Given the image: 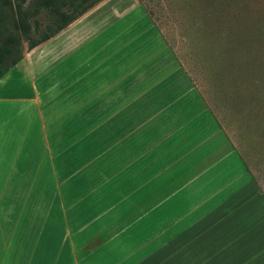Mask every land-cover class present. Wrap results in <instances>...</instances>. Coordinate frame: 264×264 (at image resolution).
Masks as SVG:
<instances>
[{
	"label": "crops",
	"instance_id": "1",
	"mask_svg": "<svg viewBox=\"0 0 264 264\" xmlns=\"http://www.w3.org/2000/svg\"><path fill=\"white\" fill-rule=\"evenodd\" d=\"M0 264H264V195L137 0L0 78Z\"/></svg>",
	"mask_w": 264,
	"mask_h": 264
},
{
	"label": "rangeland",
	"instance_id": "2",
	"mask_svg": "<svg viewBox=\"0 0 264 264\" xmlns=\"http://www.w3.org/2000/svg\"><path fill=\"white\" fill-rule=\"evenodd\" d=\"M137 1L264 195V0ZM10 2L11 8L0 4V45L9 34L15 41L8 60L59 25L28 0ZM15 5L28 14L26 34L14 27Z\"/></svg>",
	"mask_w": 264,
	"mask_h": 264
},
{
	"label": "trees",
	"instance_id": "3",
	"mask_svg": "<svg viewBox=\"0 0 264 264\" xmlns=\"http://www.w3.org/2000/svg\"><path fill=\"white\" fill-rule=\"evenodd\" d=\"M25 1L26 0H20V2L22 3ZM100 1L101 0H28V4L31 7L32 11H35L36 9L46 10L48 16L56 19L59 22V25L52 33L45 34L36 41L30 42L27 45V50L48 39V37L61 30L68 23L76 19L78 16L83 14L85 11H87L89 8ZM0 4L9 6L10 8L12 5L10 0H0ZM63 7H67L68 9H70V12L68 14L64 13L61 10V8ZM19 9V6L15 5V11L13 10V12L17 14L15 22H13L14 27L18 29L22 34H26L28 27L25 23V18L26 16H28V14L27 12L23 11L19 12ZM35 26L36 25L34 24V28ZM13 43H15L14 38L9 34L4 38L2 45H0V78L3 77L9 71V69L21 59V56L9 60L6 58V56H8L13 49Z\"/></svg>",
	"mask_w": 264,
	"mask_h": 264
}]
</instances>
